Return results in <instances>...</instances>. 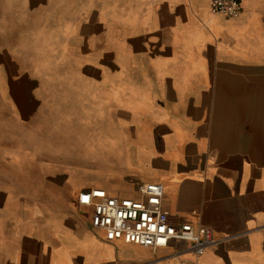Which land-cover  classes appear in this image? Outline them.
<instances>
[{"label": "crops", "instance_id": "crops-1", "mask_svg": "<svg viewBox=\"0 0 264 264\" xmlns=\"http://www.w3.org/2000/svg\"><path fill=\"white\" fill-rule=\"evenodd\" d=\"M0 0V264H264V0ZM216 244L108 240L79 194Z\"/></svg>", "mask_w": 264, "mask_h": 264}, {"label": "built area", "instance_id": "built-area-1", "mask_svg": "<svg viewBox=\"0 0 264 264\" xmlns=\"http://www.w3.org/2000/svg\"><path fill=\"white\" fill-rule=\"evenodd\" d=\"M214 13L238 17L243 5L241 0H210ZM141 199L111 196L105 189L92 188L79 194L81 205L94 209V225L103 230L108 240L160 248L172 240L188 241L192 249L201 254L216 244L213 230L206 226L198 228L190 223L179 226L169 221V212L163 207L164 189L160 183H142Z\"/></svg>", "mask_w": 264, "mask_h": 264}]
</instances>
